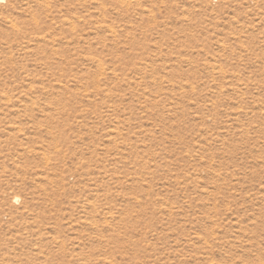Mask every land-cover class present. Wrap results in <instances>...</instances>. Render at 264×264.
<instances>
[{
  "label": "rangeland",
  "instance_id": "rangeland-1",
  "mask_svg": "<svg viewBox=\"0 0 264 264\" xmlns=\"http://www.w3.org/2000/svg\"><path fill=\"white\" fill-rule=\"evenodd\" d=\"M0 264H264V0H0Z\"/></svg>",
  "mask_w": 264,
  "mask_h": 264
}]
</instances>
